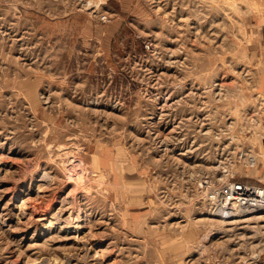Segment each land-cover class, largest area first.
Wrapping results in <instances>:
<instances>
[{"label": "rangeland", "instance_id": "rangeland-1", "mask_svg": "<svg viewBox=\"0 0 264 264\" xmlns=\"http://www.w3.org/2000/svg\"><path fill=\"white\" fill-rule=\"evenodd\" d=\"M255 8L0 0V264H264V209L202 186L256 168L233 163L264 123Z\"/></svg>", "mask_w": 264, "mask_h": 264}, {"label": "built area", "instance_id": "built-area-1", "mask_svg": "<svg viewBox=\"0 0 264 264\" xmlns=\"http://www.w3.org/2000/svg\"><path fill=\"white\" fill-rule=\"evenodd\" d=\"M234 164H244V167H253L257 164V155L253 149L241 151ZM231 172L228 176H218L212 183L205 179L202 184L207 191V199L217 215L220 213L223 218L233 215L248 214L264 209V184H256L244 179L243 174ZM218 207L225 211L216 210ZM233 212V213H231ZM220 216V215H219ZM205 264H234L228 258H217L215 261Z\"/></svg>", "mask_w": 264, "mask_h": 264}, {"label": "crops", "instance_id": "crops-1", "mask_svg": "<svg viewBox=\"0 0 264 264\" xmlns=\"http://www.w3.org/2000/svg\"><path fill=\"white\" fill-rule=\"evenodd\" d=\"M249 3H253V5H256L257 9L255 11L256 14H259L261 16V32L264 34V0H248ZM259 27V25H257ZM263 128L260 132L258 147H257V164L256 168L254 170H250V174H245L247 177V180L252 183L256 184H264V123Z\"/></svg>", "mask_w": 264, "mask_h": 264}, {"label": "bare ground", "instance_id": "bare-ground-1", "mask_svg": "<svg viewBox=\"0 0 264 264\" xmlns=\"http://www.w3.org/2000/svg\"><path fill=\"white\" fill-rule=\"evenodd\" d=\"M216 210H220V211H225L224 210V208H222V207H218ZM231 213H233V212H231ZM53 214V213H52ZM220 216H222L220 213H218ZM234 214V213H233ZM240 216H244V214H240ZM237 217H239V216H235V215H233V216H231V217H226L225 219H235V218H237ZM75 221V220H74ZM222 221V220H221ZM227 221H229V220H227ZM233 221V220H232ZM235 221V220H234ZM223 222H225V221H223ZM229 222H231V221H229ZM229 222H225V223H228V224H230ZM80 226H82V225H80ZM79 229V228H78Z\"/></svg>", "mask_w": 264, "mask_h": 264}]
</instances>
